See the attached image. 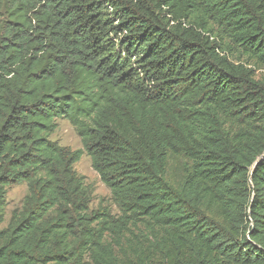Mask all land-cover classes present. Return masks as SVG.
<instances>
[{"label":"trees","instance_id":"obj_1","mask_svg":"<svg viewBox=\"0 0 264 264\" xmlns=\"http://www.w3.org/2000/svg\"><path fill=\"white\" fill-rule=\"evenodd\" d=\"M255 68L264 0H0V264H264Z\"/></svg>","mask_w":264,"mask_h":264},{"label":"rangeland","instance_id":"obj_2","mask_svg":"<svg viewBox=\"0 0 264 264\" xmlns=\"http://www.w3.org/2000/svg\"><path fill=\"white\" fill-rule=\"evenodd\" d=\"M254 70L256 79H264V69L255 68ZM50 140L57 143L59 146L67 147L72 151L81 150L80 140L73 127L68 123V121L63 119L56 121V129L50 136ZM73 169L79 176L83 177L85 183L90 185L94 190L93 201L90 208L96 209L99 205L107 207L111 210L112 214L118 218L119 214L116 207L112 204L110 193L100 182L97 174L91 168L89 157L86 154H82L80 160L73 166ZM25 194V185L11 186L7 189L4 221L0 229L6 227L12 211L20 208ZM134 232L140 240L141 233L145 234V232L142 231V228L134 230Z\"/></svg>","mask_w":264,"mask_h":264},{"label":"water","instance_id":"obj_3","mask_svg":"<svg viewBox=\"0 0 264 264\" xmlns=\"http://www.w3.org/2000/svg\"><path fill=\"white\" fill-rule=\"evenodd\" d=\"M261 160H264V156L261 157Z\"/></svg>","mask_w":264,"mask_h":264}]
</instances>
